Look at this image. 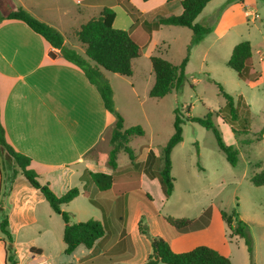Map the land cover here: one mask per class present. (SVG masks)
<instances>
[{"label":"crops","instance_id":"1","mask_svg":"<svg viewBox=\"0 0 264 264\" xmlns=\"http://www.w3.org/2000/svg\"><path fill=\"white\" fill-rule=\"evenodd\" d=\"M128 5L137 11L135 21L125 12V6ZM18 7L56 29L63 36L65 45L82 56H84V47L77 41L75 32L87 21L97 18L104 8L112 9L114 13L118 8L123 9L132 20L127 32L133 34L141 30L145 32L146 23L152 22L147 16H177L182 13V7L179 0H0V18H3L0 22V119L6 140L15 151L30 158L29 168L37 173L40 184L48 185L57 196H60L71 189L69 182L77 178L80 183V194L70 203L81 197L90 202V199L95 200L93 196H100L101 192L91 182L86 181L85 172L112 173L110 168L100 167L103 163L108 167V159L101 163L98 151L101 142L106 141L104 135L112 130L115 117L104 108L100 94L88 82L83 72L63 59L59 50L52 48L25 23L4 19L10 11ZM115 21L116 16L113 27L119 29L115 27ZM194 22L211 29L209 35L205 36L198 45L209 36H214L213 41H209L211 43L209 47L214 51L225 48L226 53H231L234 45L241 41L227 39L231 30L237 35L244 32L247 35L245 40L251 45L250 26H256L257 22L262 26L263 45L264 1L211 0ZM163 30L181 38L185 37L184 44H188L192 37L191 30L181 26L163 25L152 30L142 47V55L132 61V74L133 64L141 60L146 47L153 42L155 34ZM164 44L163 40L158 41L154 45L153 53L160 52L158 47ZM258 55L262 64L260 77L264 79V52L259 51ZM147 57L150 60L152 56ZM188 65L189 59L185 70ZM250 67L255 69L253 55H251ZM104 72L107 71H103V74ZM110 85L114 99V89L111 83ZM131 126L133 124L127 126L124 123L125 128ZM140 126L144 130V134L140 137H143L146 135V129L144 124ZM231 134L232 142L237 148L246 146L245 141L241 146L234 134L232 132ZM254 135L258 136L254 139L255 142L264 148V124ZM250 141L247 145L251 143ZM146 150L147 157L144 162L136 160L135 165L127 164L123 170H119L117 166V172L124 175L119 176L122 177L119 185L121 188L129 187V184L123 181V178L129 176L133 177L132 184L137 182L138 187L144 181L149 182L156 178L149 177L152 173L149 168L151 159L157 156L152 149L146 148ZM149 151H152L154 157H148ZM255 167L256 172L264 171V162L256 163ZM17 180L18 177L13 182L7 197L3 199L4 214L8 218L7 229L12 240L9 241L0 231L4 236L0 237V264H54L49 246L58 242L61 250L64 251L65 244L62 241L64 225L58 223L59 229L54 233L49 221L40 220L37 216V206L45 207L46 201L38 190L33 189L28 183V185H19ZM118 197L119 195L113 193L111 200L114 201ZM66 205H62L61 208ZM95 208L98 212L97 217L100 218L95 220L106 225L104 212H100V208ZM53 213L52 210H47L46 215L49 220ZM198 222L197 220L196 225L186 232L174 231L175 234L170 237L171 241H165H168L171 248L176 251H186L197 246L196 235H198L202 238L200 244L209 246L226 256L231 264H234L233 259L237 260V264H250L248 254L247 256L242 254L240 258L237 255L233 256L228 244L221 246L216 243V237L210 233L208 221ZM27 233L32 234L33 237H22L23 239L19 237ZM39 237L41 240H38ZM108 237L107 232L94 243L92 248L78 246L74 252L66 256L73 260L75 253L81 252V255L74 259L73 264H119L128 260L131 256L115 258L113 254L108 257L112 247L122 240L120 237H114L112 242L106 243ZM235 239L241 240L245 248L243 240L230 232L228 242L232 243ZM259 243L262 247L261 252L256 249L253 241L251 264H264V234ZM9 255L12 256L13 261L8 260Z\"/></svg>","mask_w":264,"mask_h":264},{"label":"rangeland","instance_id":"2","mask_svg":"<svg viewBox=\"0 0 264 264\" xmlns=\"http://www.w3.org/2000/svg\"><path fill=\"white\" fill-rule=\"evenodd\" d=\"M115 12V27L125 31L129 30L132 20L121 8L116 9ZM159 17V15L147 16L152 22ZM250 27L252 28L250 38L254 70L260 74L262 64L259 62L258 52L263 53L262 26L257 22L256 26ZM213 37L209 36L202 44L191 48L188 58L189 65L185 70V80L181 88L174 90L164 98L153 99L148 95L155 78L147 56H158L177 66L186 55V45L189 43L184 44L185 37L172 35L165 30L157 32L153 42L146 47L141 60L133 64L131 77L110 72L103 74L113 86L114 106L123 117L125 125L144 124L145 126L146 135L132 138L128 146L135 155L134 162L136 160L144 162L147 157L146 148L152 149L157 156L150 162L149 170L152 173L156 174L162 167L161 149L173 133V111L176 108L183 119L188 116L203 117L212 113L211 120L218 129L223 142L237 149V164L232 167L219 150L211 131L196 123L185 122L182 125L183 141L172 150L170 155L174 189L169 198L164 199L158 177L149 182L144 181L140 187L137 182L132 184L131 181H134L132 176L123 178V181L129 184L127 189H123L119 186L122 181L120 180L122 177L119 178V176L124 175L117 172L112 188L93 198L100 204V212H104L106 225L101 223L105 233L108 232L109 235L106 243L112 242L114 237L122 239L119 244L112 247L108 257L113 254L115 258L131 256L119 264H144L152 253L151 244L154 240L161 238L171 241L170 237L175 234V230L162 217L195 219L199 221L198 223L203 220L208 221L210 233L216 237V243L221 246L228 244L233 256L237 255L240 258L242 254L246 256L248 254L251 264L252 253H248L246 246L243 248L241 240L235 239L232 243L228 242L230 231L220 217V213L223 212L228 216L242 219L241 221L247 226L252 247L254 241L256 249L262 251L259 242L264 234V186H254L250 178L254 175L252 172H256V163L264 162V148L254 140L258 137L254 135L255 132L264 124V79L260 77L255 83H246L241 80L233 70L226 66L231 53H226L225 48L214 51L209 47L211 46L209 41H213ZM245 38L247 35L244 32L237 35L233 30L227 35V39L241 40L239 42L247 41ZM160 40L165 42L164 46L158 47L160 52L153 53L154 45ZM215 83H218L225 93L233 97L235 106L237 96H242L239 119L243 123L246 116L244 103L248 106V133L240 134L237 138L241 146H243V141H246V146L242 148H237L233 144L229 125L213 114L225 105V100L219 94ZM110 135L111 131L104 135L106 141L101 142L99 147L98 157L101 163L108 159ZM249 140L251 143L247 145ZM116 163L118 169L123 170L127 164H130V160L124 152H119ZM100 167L109 169L104 163L100 164ZM76 179L73 178L69 182L70 188L79 189L80 183ZM17 184L28 185L21 175L18 176ZM113 193L119 195L114 201L111 200ZM44 205L46 208L37 206V216L42 221H49L56 233L59 229L58 223L63 224L62 219L53 213L49 220L46 212L51 209L46 202ZM62 210L70 213L72 223L99 218L97 209L84 197L67 204ZM28 236L33 237L28 233L19 237ZM196 236L198 243L196 245H200L202 238ZM0 237L3 238V234L0 233ZM38 240H41V237ZM49 248L54 257V264H67L66 262L73 264L74 259L81 255V252L77 251L72 260L71 257L64 255L58 242L53 243ZM82 249L85 248L82 247ZM233 260L234 264H237V260Z\"/></svg>","mask_w":264,"mask_h":264},{"label":"trees","instance_id":"3","mask_svg":"<svg viewBox=\"0 0 264 264\" xmlns=\"http://www.w3.org/2000/svg\"><path fill=\"white\" fill-rule=\"evenodd\" d=\"M210 1L211 0H179L182 7V13L180 15L159 17L153 22L146 23L145 32L141 30L133 34L125 30L114 28L113 21L115 13L112 9L104 8L97 18L87 21L75 32L77 41L84 47V56L66 46L63 36L56 29L39 21L21 7L10 11L4 18L6 20H18L25 23L32 31L40 35L52 48L59 50L63 59L74 64L83 72L88 82L93 85L100 94L104 108L114 115L115 123L112 127L109 139L110 150L107 160V165L112 170V173L85 172L86 181L91 182L99 192H108L114 185L117 177L115 175L117 173L116 160L119 152H124L128 156L131 165H135V155L128 145L132 138L140 137L144 134V130L140 125L128 128L124 127L123 117L114 107L112 87L104 77L103 71L130 77L132 75V61L142 55V47L147 41L148 34L152 30H156L163 25L186 27L191 30L192 37L186 47V55L179 65L174 66L167 60L158 56L150 57L151 68L155 79L149 90V97L161 99L171 94L174 90H179L185 80V66L188 62L191 48L198 45L199 42L211 32L209 27L194 22L196 17ZM125 12L135 21L137 11L133 7L130 5L125 6ZM2 19L1 17L0 22ZM251 55L250 43L248 41H242L233 47L231 55L226 63V66L233 70L238 77L246 83H255L260 78V74L250 67ZM215 85L217 86L219 94L224 98L225 105L221 110L213 114L219 116L229 125L231 132L236 138H238L240 134H247L248 106L245 103L246 116L243 120L244 123L239 119L241 102L243 101L242 96H237V104L235 106L233 97L225 93L218 83H215ZM173 114V133L161 149L160 156L162 159V167L156 174H149L151 179L158 177V182L165 199L169 198L173 191L170 155L173 148L183 140L182 125L185 122L196 123L204 129L211 131L215 137L219 150L225 155L226 161L232 167H235L237 164V149L223 142L218 129L211 120L212 113H208L203 117L188 116L183 119L178 114V109L176 108ZM148 157H154L152 151H149ZM29 165L30 158L15 151L7 142L0 119L1 233H3L9 241L12 240L7 229L8 218L7 215L4 214L3 199L9 194L15 179L21 175L33 189L40 192L50 209L62 219L64 225L62 235V241L65 244L64 254L70 255L78 246H83L86 249L92 248L94 243L105 234L103 224L93 219L72 223L70 213L61 208L62 205L70 203L80 194L79 189L73 187L64 194L57 196L48 185H42L38 182L37 173L30 169ZM250 181L256 187L264 186V171L254 174L250 178ZM89 201L94 207H101L96 200L90 199ZM220 217L226 223L232 235L238 236L244 240L247 251L251 254L252 242L249 238L246 224L237 217L228 216L223 212L220 213ZM162 218L178 232H186L197 223L195 219ZM151 247L152 253L144 264H231L226 256L203 244L197 245L186 251H176L171 248L168 241L159 238L152 242ZM8 260L13 261L12 256L9 255Z\"/></svg>","mask_w":264,"mask_h":264},{"label":"water","instance_id":"4","mask_svg":"<svg viewBox=\"0 0 264 264\" xmlns=\"http://www.w3.org/2000/svg\"><path fill=\"white\" fill-rule=\"evenodd\" d=\"M54 56V54H52Z\"/></svg>","mask_w":264,"mask_h":264}]
</instances>
